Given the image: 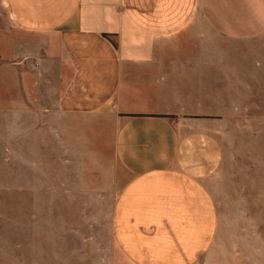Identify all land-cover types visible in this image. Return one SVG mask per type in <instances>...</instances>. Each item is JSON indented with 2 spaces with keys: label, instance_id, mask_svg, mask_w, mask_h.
Returning a JSON list of instances; mask_svg holds the SVG:
<instances>
[{
  "label": "crops",
  "instance_id": "obj_1",
  "mask_svg": "<svg viewBox=\"0 0 264 264\" xmlns=\"http://www.w3.org/2000/svg\"><path fill=\"white\" fill-rule=\"evenodd\" d=\"M259 86L264 0H0V264H259L263 231L223 236L211 185ZM104 108L108 192L41 163L97 147Z\"/></svg>",
  "mask_w": 264,
  "mask_h": 264
},
{
  "label": "rangeland",
  "instance_id": "obj_2",
  "mask_svg": "<svg viewBox=\"0 0 264 264\" xmlns=\"http://www.w3.org/2000/svg\"><path fill=\"white\" fill-rule=\"evenodd\" d=\"M258 88L259 90L249 92V102L253 105L256 101L259 107H250L249 117L246 118L248 121L227 125L224 130L226 135L220 137L223 158L220 160L218 174L211 184L218 198L222 235L230 238L232 234L240 240L244 236L243 230L248 227L264 233V204L259 200L264 196V120L261 117L264 116V91H260V86ZM112 114L111 108H104L98 113L100 116L98 121L92 118L88 120L89 125L92 127L98 125L100 128L101 139L98 141L99 145L95 144L97 147L93 149V145H90L86 149L87 145L80 144V148H77L70 141L58 140L57 148L49 149L53 154L42 155L41 163L72 164L77 167V171L69 173L74 179L86 180L90 190H95L98 185H104V190L108 192L111 184L110 169L114 160ZM81 165L84 171L80 170ZM64 174L57 172L58 178L60 176L63 178ZM64 190L63 187L58 188V192ZM94 210L95 204L49 203L48 198L42 195L41 211L44 215L49 212ZM253 235H256L255 232ZM254 237L256 239V236ZM236 256L240 259L241 252ZM259 256L261 257L259 264H264V252L259 253Z\"/></svg>",
  "mask_w": 264,
  "mask_h": 264
}]
</instances>
